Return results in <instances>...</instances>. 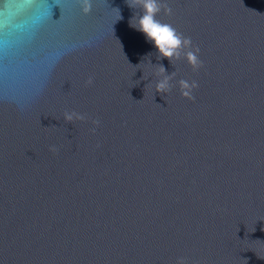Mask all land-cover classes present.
Listing matches in <instances>:
<instances>
[{
    "label": "water",
    "instance_id": "obj_1",
    "mask_svg": "<svg viewBox=\"0 0 264 264\" xmlns=\"http://www.w3.org/2000/svg\"><path fill=\"white\" fill-rule=\"evenodd\" d=\"M90 2L0 0V264H264V0Z\"/></svg>",
    "mask_w": 264,
    "mask_h": 264
},
{
    "label": "clouds",
    "instance_id": "obj_2",
    "mask_svg": "<svg viewBox=\"0 0 264 264\" xmlns=\"http://www.w3.org/2000/svg\"><path fill=\"white\" fill-rule=\"evenodd\" d=\"M81 10L84 14H88L92 10L90 0H79ZM131 7H138L142 10V15L137 17V23L132 24L139 31L145 34L148 41L154 43L158 50L157 59L168 58L170 61L173 59L179 60L182 57L186 58L189 64L193 67V70H198L203 66V62L199 59V47H194L190 37L184 36L178 32L171 24L163 23L158 20L157 14L163 9L166 14H172V8L167 4H162L159 0H135V3L129 4ZM160 71L156 73V76H162V79H158L156 82V90L160 93H167L171 90L172 84L170 81L175 76V72L166 74L163 65H159ZM93 78L89 77L87 84H92ZM179 86L181 94L189 99H194L192 91L198 87L196 81L189 83L186 80H179ZM64 119L67 122L75 120H84L85 115L77 113L75 111L64 113ZM95 125H99L100 121L94 120ZM95 132V128L91 129ZM49 151L58 153L59 149L56 145H50ZM178 264H186L185 258L178 259Z\"/></svg>",
    "mask_w": 264,
    "mask_h": 264
}]
</instances>
